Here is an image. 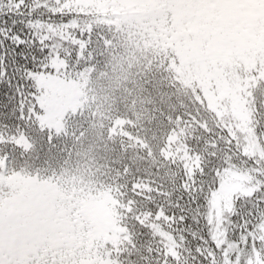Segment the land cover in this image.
<instances>
[{
	"label": "trees",
	"instance_id": "obj_1",
	"mask_svg": "<svg viewBox=\"0 0 264 264\" xmlns=\"http://www.w3.org/2000/svg\"><path fill=\"white\" fill-rule=\"evenodd\" d=\"M104 7L94 0H0V130L27 131L30 146L13 143L21 148L17 157L32 171L41 167L54 175L67 193L87 185L127 195L121 210L128 217L121 211L116 216L111 258L128 250V264H264V103L250 123L256 141L249 129L237 143L227 131L208 129L215 115L205 102L206 85L195 80L199 70H166L165 60L147 55L153 45L137 38L142 26L136 11L121 15ZM87 33L93 43L80 44L79 51L94 69L87 93L96 101L48 138L34 127L37 109L29 113L34 99L26 81L45 61L60 62L69 41ZM116 120L123 123L114 127ZM7 162L19 169L16 161ZM226 169L250 172L253 193L238 192L218 216L208 209ZM14 195L15 185L0 183V212L17 210L10 203ZM16 216L0 215V225L20 223L9 219ZM135 236L144 248L130 247ZM166 237L174 255L157 246Z\"/></svg>",
	"mask_w": 264,
	"mask_h": 264
},
{
	"label": "rangeland",
	"instance_id": "obj_2",
	"mask_svg": "<svg viewBox=\"0 0 264 264\" xmlns=\"http://www.w3.org/2000/svg\"><path fill=\"white\" fill-rule=\"evenodd\" d=\"M97 1H101L105 7L121 10V15L126 13L129 15L130 11L135 10L142 22L161 17V12L156 7L158 5L165 22L169 19V12L157 2L159 0H94ZM172 5L177 15L173 25L177 28L178 23L177 31L183 40H178L175 36H171L170 39L169 36L163 41H160V37L152 40L151 34L137 38L145 42L151 39L168 60L169 69L179 70L181 66L185 67L190 58L199 60V72L195 80L207 79L210 74L222 81L224 77L246 79L245 82L241 80L237 82L235 93L232 89L223 92L226 87L222 83L208 79L212 84L213 93L205 96V100L215 114L234 117L237 124L251 131L254 103L264 102V99L260 98L264 91V47L259 49L264 38V0H172ZM235 31L237 34L233 38ZM152 32L157 33L159 29L154 27ZM237 37L241 39L242 46L232 45L231 53H227L231 44L229 41L237 40ZM200 38L208 40L205 47L200 46ZM236 50H239L243 58L236 60V68L230 70L232 67H227L224 60ZM258 50H261L263 57L259 55ZM170 58L177 60L174 62L169 60ZM193 72L196 75L197 68H194ZM85 78L83 72L73 77L62 69L38 72L40 83L37 102L42 108L38 118L42 125L59 131L64 127V119L69 112L77 111L78 108L83 109L84 101L90 106L95 103L96 100L91 99L90 93L85 97L84 87L87 80ZM239 86L243 87L239 89ZM223 96L225 101L222 106L219 98ZM122 123L116 120L113 125L116 127ZM97 132L98 128L95 127L93 133L97 135ZM23 136L19 137V141L23 142ZM250 137L254 141L258 139L254 134ZM84 140L88 141V137L86 136ZM249 173L224 170L223 183L217 191L216 211L223 204L227 207L232 205L235 190L237 193L250 195L251 180L246 181L250 179ZM0 179L15 184V195L10 203L17 208L11 211L4 208L0 215L20 214L18 217L9 218L12 221L18 219L20 223L0 225V264H75L84 260L85 264H115L108 256L98 260L96 258L101 257L99 253L97 254V251L102 249L98 245L100 240L111 243L112 249L118 242L115 220L118 200L114 196L116 189L113 192L108 188L97 193L90 192L92 198L84 201L78 218L73 219L70 215L77 211L71 208L77 206L76 201L74 202V191L67 193L66 189L57 185V181L53 184L35 175L20 177L8 174L4 177L1 173ZM93 180L96 183L94 174ZM61 192L65 195L64 204L59 201L62 198ZM87 213L89 216H86ZM143 216L146 218L149 214L144 213ZM167 238L162 243L163 249L174 255L175 245L167 241ZM62 244L69 246L61 248L52 258L50 252L48 256L41 253ZM79 247H85L86 250L74 251ZM121 252L123 251L117 250L118 255ZM58 254L61 255L60 259L56 257ZM114 255L116 260V253ZM89 256L91 258H88ZM123 257V254H120L119 259L125 264Z\"/></svg>",
	"mask_w": 264,
	"mask_h": 264
}]
</instances>
